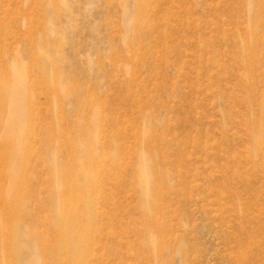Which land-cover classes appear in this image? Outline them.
Returning <instances> with one entry per match:
<instances>
[{
  "label": "rangeland",
  "instance_id": "obj_1",
  "mask_svg": "<svg viewBox=\"0 0 264 264\" xmlns=\"http://www.w3.org/2000/svg\"><path fill=\"white\" fill-rule=\"evenodd\" d=\"M0 264H264V0H0Z\"/></svg>",
  "mask_w": 264,
  "mask_h": 264
},
{
  "label": "bare ground",
  "instance_id": "obj_2",
  "mask_svg": "<svg viewBox=\"0 0 264 264\" xmlns=\"http://www.w3.org/2000/svg\"><path fill=\"white\" fill-rule=\"evenodd\" d=\"M19 100V99H18ZM14 102V101H13ZM15 104V103H14ZM17 106V105H16ZM18 107H21V106H18ZM13 108H16L15 106H13ZM16 110V109H15ZM13 111H14V109H13ZM23 115V114H22ZM25 115V114H24ZM23 115V116H24ZM18 117V116H17ZM16 117V119H18ZM15 121V118H13L12 119V121ZM20 120H22V116H21V119H19V121ZM26 120H27V117H26ZM11 122V121H10ZM15 122H17V121H15ZM23 122V121H22ZM25 122V121H24ZM17 123H19V122H17ZM13 124H16V123H14L13 122ZM22 124V123H21ZM21 124H20V126H21ZM25 124V123H24ZM17 125H19V124H17ZM23 125V124H22ZM24 126V125H23ZM11 127H13V125H12V122H11V125H10V127L8 126V128H9V131L8 130H6L7 131V133H6V136H4V138H3V140H2V143H3V147H4V149H5V151H9V149L11 150L12 148H13V150H14V148H16V147H18V149L16 148L15 150H17L18 152H19V154H15V155H19L18 157H17V159L13 162V161H11L13 158H11V157H9V156H7V160H8V163L10 164V166H12V168H11V177H12V180H11V186H10V188H9V190H8V192H7V195L5 196V198H4V200H5V203L8 205V208H11L12 207V205H13V202H15V197H16V193L13 191V189H14V187H15V184H17V179H19V177L22 175V173L20 174V166L22 165V162L23 161H25V157H26V152H25V148H24V138H22L21 136H17L16 138L17 139H15V140H13V139H11V137H10V134H12V133H10V131L12 130L11 129ZM25 127V126H24ZM23 127V128H24ZM22 127H21V129H23ZM11 129V130H10ZM13 131V130H12ZM10 133V134H9ZM21 135V134H20ZM23 149V150H22ZM22 151V152H21ZM16 157V156H15ZM14 157V158H15ZM20 159V160H19ZM90 175V174H89ZM88 179L90 180V176H88ZM12 216L13 217H16L17 215H16V213H15V211H12L10 214L9 213H7L4 217H5V220H11V218H12ZM4 220V219H3Z\"/></svg>",
  "mask_w": 264,
  "mask_h": 264
}]
</instances>
